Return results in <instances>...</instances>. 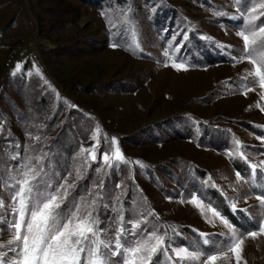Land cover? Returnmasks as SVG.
I'll use <instances>...</instances> for the list:
<instances>
[{"label": "rangeland", "instance_id": "rangeland-1", "mask_svg": "<svg viewBox=\"0 0 264 264\" xmlns=\"http://www.w3.org/2000/svg\"><path fill=\"white\" fill-rule=\"evenodd\" d=\"M262 5L0 0V259L15 264L11 224L31 168L48 193L67 188L62 209L69 218L81 210L74 223L89 213L99 220L90 248L115 250L125 229L130 247L165 237L145 264H204L221 253L215 264H237L226 247L237 239L240 264H264V234L247 235L264 223L256 198L264 194V88L255 75L264 48L245 53L238 36L249 34V20L252 30L264 27ZM182 247L200 258L177 256ZM123 248L121 264L146 256ZM82 256L83 264L103 259Z\"/></svg>", "mask_w": 264, "mask_h": 264}, {"label": "snow or ice", "instance_id": "snow-or-ice-1", "mask_svg": "<svg viewBox=\"0 0 264 264\" xmlns=\"http://www.w3.org/2000/svg\"><path fill=\"white\" fill-rule=\"evenodd\" d=\"M241 10L243 11L244 9L242 8ZM252 19L254 20L255 17ZM248 25L249 34H245L244 31L238 32V36L242 37L245 53H248L253 46L264 48V38L258 40V37H264V27H259V31L257 32L252 30L255 27L252 20L248 21ZM112 47L115 48L117 45L113 44ZM180 47H183V45H180ZM164 55L168 56V52L165 51ZM259 60L261 64H264V56H261ZM251 62L253 64L257 63L256 60H252ZM172 66L177 69L185 67L183 64L176 63ZM255 75L260 78V86L264 88V71L260 67H257ZM112 144H116L115 138H113ZM123 159L120 149L116 148L114 160L121 161ZM104 161L109 163L110 167H114L110 163L107 155L104 156ZM252 167L255 168L256 166L252 165ZM23 175L25 178L21 181L19 192L17 193V196H19V219L16 220L13 218L11 224L15 228V241L17 243L14 246L10 245L8 247V251H11L14 255L15 264H83L82 254L89 252H91L92 256L103 258L92 260L90 264H121L123 259L122 252L120 251L122 243L124 244L123 251L133 256L139 253H145L146 256L141 255L139 257L141 264H145L146 260H152L154 254L157 253L158 247L165 241L164 236H157L153 233L152 236H149L148 240L143 242L138 240L135 247H130L128 246V242L123 240V236L127 235V232L125 229H121L116 239L115 250L112 249L111 245H103L102 250L97 247L90 248V236L88 234H92L94 237L100 235L96 229L99 220L89 213L74 223L77 219V213L81 210L79 206H76L77 211L71 213V218H69V213L62 209V205L65 203V197L69 195L67 188H65L63 195L59 193V190L55 194H50L47 192V189L51 185H48L46 182L41 184L40 180L37 179L40 176L38 170L29 168V170L24 171ZM30 181H36V183L32 184ZM119 186V184L116 185V187ZM61 187L64 186L61 185ZM68 187H72V185ZM101 187L103 188V184H101ZM16 198V196L12 197L13 200H16ZM256 198L264 204V194H257ZM191 202L199 203L196 197H193ZM232 208L234 211L236 210L234 204ZM13 211H16V209H13ZM209 211H212L214 216L220 217L228 228H233V225L227 219H224L219 211L214 208H209ZM22 226L24 227L23 232L21 231ZM139 227V224L132 225L133 236L137 235L135 229ZM258 234H264V223L260 224L258 232L250 231L247 233L248 236L253 238ZM233 236H235V232H233ZM153 238L156 240V243L150 244ZM205 243L208 242L205 241ZM242 243L243 240L237 239H228L226 243L228 251L234 254L237 264H240L241 260ZM180 253H184L188 259L193 261L200 258V254L191 252L187 248H180L177 256ZM226 255L227 253L207 255L204 264H215L217 260ZM113 257L118 259L113 261ZM0 264H11V262L7 259H0ZM124 264H136V262L135 260H127ZM153 264H159V261L156 260Z\"/></svg>", "mask_w": 264, "mask_h": 264}]
</instances>
